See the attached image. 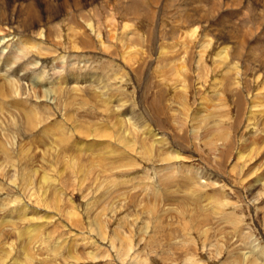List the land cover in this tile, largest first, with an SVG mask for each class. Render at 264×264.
Wrapping results in <instances>:
<instances>
[{
	"label": "rangeland",
	"instance_id": "obj_1",
	"mask_svg": "<svg viewBox=\"0 0 264 264\" xmlns=\"http://www.w3.org/2000/svg\"><path fill=\"white\" fill-rule=\"evenodd\" d=\"M51 1L82 62L40 118L0 77V264H264V0Z\"/></svg>",
	"mask_w": 264,
	"mask_h": 264
},
{
	"label": "bare ground",
	"instance_id": "obj_2",
	"mask_svg": "<svg viewBox=\"0 0 264 264\" xmlns=\"http://www.w3.org/2000/svg\"><path fill=\"white\" fill-rule=\"evenodd\" d=\"M16 1L18 0H12V3L9 4V8H10L9 14H7L5 11L0 12V32L3 31V29L8 31V35L4 34L0 36V77L7 79L9 85L13 83L14 86L11 85L12 86L11 89L20 98L21 96L23 98L35 97L34 98L35 101L36 100L43 101L42 105L40 106L35 105L34 107H32L34 113L35 110L33 108L41 109L40 108L41 106L49 107L50 104L53 103H55L54 106L59 105L58 100H60L62 96L64 97V95L68 93L67 92L68 90L74 89V85L72 86L70 85L71 87H63L61 83H58L60 80L65 78L63 76V73L66 70L63 69L64 68L63 66H65L63 64L67 62L70 65H73L71 67V71H75V68L76 67L78 68V66L80 65V63H76V62H82V61L77 60L76 57L67 60L66 58H64L66 56L59 53H54L49 58L50 66L46 68L42 62L43 57H41V54L43 55V53L46 52L41 53L39 47H36V45L37 46L40 45V43L42 42V40L44 41V39L45 41H47L48 34H44V31L46 30L42 28L40 31H38L35 34L32 33V30L36 26H42L43 28L47 26L48 19L52 16L50 15V13H53L52 10L54 9L53 8L54 5L53 4H52L53 6L50 5V3L52 2L51 0H42L44 6L43 14L48 13L47 16H43L40 15L41 11L38 10L39 5H37V8H35L36 6L33 3L34 0L33 1L26 0L27 3L25 5H23L21 2L16 3ZM30 3L32 6H30ZM157 7L158 5L156 3L154 5V9H156ZM154 9L152 10V14L153 12L155 13L156 11ZM22 13H26V15L21 17ZM23 35L30 36L34 44L31 46H29V44H25L28 41V39H26ZM37 40L41 42L39 43L37 42ZM56 44L57 43H53L52 45L55 46ZM25 53H30L31 55L30 54L29 55L34 56V58L27 60V62H23L22 60H24L26 56ZM77 53L79 54L81 52L77 51ZM46 54L49 55L48 53ZM217 55H221L222 57L223 53L219 52V54ZM85 56L88 55L85 54ZM63 59H66V61L63 62ZM40 63L42 64L41 66L42 70L35 71L33 67L39 66ZM65 68H67V64ZM230 69H233L234 71L235 68L231 66ZM235 73L237 74L238 71H235ZM235 83L236 81H234L233 84L235 85ZM238 84H240V79L238 80ZM38 89H41L42 91L39 92L40 93L39 95H36L35 92L36 90L38 92ZM45 99L46 101L44 102ZM34 116L38 117L39 114L35 112ZM215 120L217 121V119ZM160 138L161 137L157 138L156 136V139H158V141H161ZM235 162L236 161H234V164ZM19 180L23 185L24 184L23 179H19ZM46 182L47 180L44 181L45 189L49 188ZM19 207H20V214L18 216L21 219H23L25 217V214L27 215L26 212L28 211H26V207L24 205L22 206L19 205ZM33 214H31V216ZM26 219L30 221V220H34L35 218L28 217ZM31 225L36 226L35 227L36 229L38 228V226L35 224H31ZM261 253L264 259V249L262 250ZM255 263L256 261H254V258L251 259L250 264H255Z\"/></svg>",
	"mask_w": 264,
	"mask_h": 264
}]
</instances>
